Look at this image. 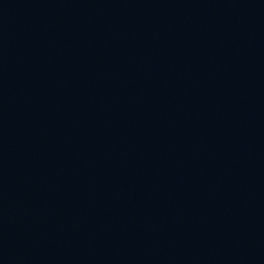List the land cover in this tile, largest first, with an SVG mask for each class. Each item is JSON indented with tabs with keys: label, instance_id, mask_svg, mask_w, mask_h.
I'll return each instance as SVG.
<instances>
[{
	"label": "water",
	"instance_id": "95a60500",
	"mask_svg": "<svg viewBox=\"0 0 264 264\" xmlns=\"http://www.w3.org/2000/svg\"><path fill=\"white\" fill-rule=\"evenodd\" d=\"M0 128L264 156V0H0Z\"/></svg>",
	"mask_w": 264,
	"mask_h": 264
}]
</instances>
